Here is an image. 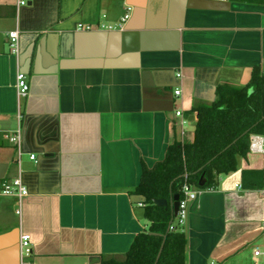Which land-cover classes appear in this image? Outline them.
<instances>
[{
  "label": "crops",
  "instance_id": "crops-1",
  "mask_svg": "<svg viewBox=\"0 0 264 264\" xmlns=\"http://www.w3.org/2000/svg\"><path fill=\"white\" fill-rule=\"evenodd\" d=\"M27 1L0 0V180L28 189L0 194V264L123 259L150 226L133 193L143 166L176 137L193 141V108L219 85L264 74V0ZM18 130L21 155L10 140ZM251 138L262 151L215 188L193 186L186 264H255L257 249L264 263V133Z\"/></svg>",
  "mask_w": 264,
  "mask_h": 264
},
{
  "label": "trees",
  "instance_id": "trees-1",
  "mask_svg": "<svg viewBox=\"0 0 264 264\" xmlns=\"http://www.w3.org/2000/svg\"><path fill=\"white\" fill-rule=\"evenodd\" d=\"M216 95L212 103L193 108L197 112L193 141L176 137L162 160L143 166L133 193L143 199L149 228L136 235L123 259L103 256L99 264H186L183 228L167 232L172 208L154 201H169L176 193L182 197L186 182L201 189L215 188L222 175L239 169L238 156L249 154L250 136L264 133V74L259 68L246 85H219ZM202 176L204 186L199 185Z\"/></svg>",
  "mask_w": 264,
  "mask_h": 264
},
{
  "label": "built area",
  "instance_id": "built-area-1",
  "mask_svg": "<svg viewBox=\"0 0 264 264\" xmlns=\"http://www.w3.org/2000/svg\"><path fill=\"white\" fill-rule=\"evenodd\" d=\"M27 3V0H18V6L25 5ZM130 17V13H127L123 18L120 26L122 27L123 24L128 20ZM83 26H79L78 29H83ZM86 29H90V26H86ZM109 28H112L111 26ZM9 43L12 52L16 53L18 52V42H19V29L15 28L11 31H9ZM17 89L18 94L20 97H24L28 95L30 90V84L27 80V76L23 72H19L17 74ZM176 94H180L181 90H176ZM177 115H182V111L178 110ZM10 140L15 143L18 146L19 154L21 155V131L18 130L14 134L11 135ZM250 149L255 151H262L263 147L260 145L255 138L250 139ZM31 159H35V154L30 155ZM212 189V188H208ZM183 196H180L179 200V209L178 213L175 216L173 222L170 225V230H175L178 228H183L187 217H188V203L190 200L194 199L197 196L198 191L193 189V185H190L189 183H184L183 185ZM28 193V189L26 185L23 183L21 178H17L12 182H6L0 180V194H7V195H14L17 196L19 199H23L24 196H26ZM264 194V190H263ZM177 220V222H175ZM21 247H22V253L24 255H31L32 249H31V243H30V237L28 234H22L21 236ZM262 255V251L257 249L254 251V258H255V264H264L259 260V257ZM25 264H31L30 262Z\"/></svg>",
  "mask_w": 264,
  "mask_h": 264
},
{
  "label": "water",
  "instance_id": "water-1",
  "mask_svg": "<svg viewBox=\"0 0 264 264\" xmlns=\"http://www.w3.org/2000/svg\"><path fill=\"white\" fill-rule=\"evenodd\" d=\"M29 1H27V4H28ZM240 163H241V157L238 156V167H240ZM205 178L204 176L201 177L200 181H199V185L200 186H204L205 185ZM179 200H180V194L179 193H176L173 195V197L168 201L167 199L165 198H159V199H156L154 202L159 205V206H167V205H170V207L172 208V218L170 220V223H169V226H168V229H167V232L170 231V225L171 223L173 222L175 216L177 215L178 213V209H179ZM165 238H166V235H164V241H165ZM163 246H164V242L162 244V247L160 249V252L158 254V257H157V260L159 259V256L161 254V251L163 249ZM157 262V261H156Z\"/></svg>",
  "mask_w": 264,
  "mask_h": 264
},
{
  "label": "rangeland",
  "instance_id": "rangeland-1",
  "mask_svg": "<svg viewBox=\"0 0 264 264\" xmlns=\"http://www.w3.org/2000/svg\"><path fill=\"white\" fill-rule=\"evenodd\" d=\"M175 222H177V220H175Z\"/></svg>",
  "mask_w": 264,
  "mask_h": 264
}]
</instances>
